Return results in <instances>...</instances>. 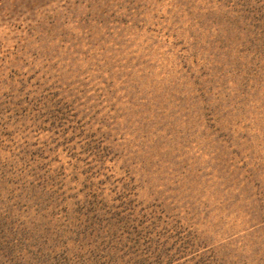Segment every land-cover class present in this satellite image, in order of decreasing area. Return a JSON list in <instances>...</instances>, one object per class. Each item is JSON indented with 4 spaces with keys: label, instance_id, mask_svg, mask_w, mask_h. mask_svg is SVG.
I'll return each mask as SVG.
<instances>
[{
    "label": "rangeland",
    "instance_id": "1",
    "mask_svg": "<svg viewBox=\"0 0 264 264\" xmlns=\"http://www.w3.org/2000/svg\"><path fill=\"white\" fill-rule=\"evenodd\" d=\"M0 264H264V0H0Z\"/></svg>",
    "mask_w": 264,
    "mask_h": 264
}]
</instances>
